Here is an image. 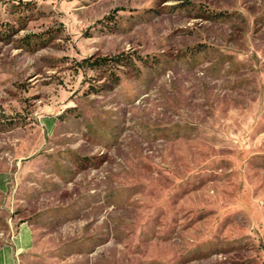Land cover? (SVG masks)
<instances>
[{"label":"rangeland","instance_id":"1","mask_svg":"<svg viewBox=\"0 0 264 264\" xmlns=\"http://www.w3.org/2000/svg\"><path fill=\"white\" fill-rule=\"evenodd\" d=\"M3 253L264 264V0H0Z\"/></svg>","mask_w":264,"mask_h":264},{"label":"crops","instance_id":"2","mask_svg":"<svg viewBox=\"0 0 264 264\" xmlns=\"http://www.w3.org/2000/svg\"><path fill=\"white\" fill-rule=\"evenodd\" d=\"M31 233L28 229L24 228L23 231H21L17 237L16 240V248L21 252L22 250L28 249L30 247L31 243ZM6 263V256L3 253L0 255V264Z\"/></svg>","mask_w":264,"mask_h":264},{"label":"trees","instance_id":"3","mask_svg":"<svg viewBox=\"0 0 264 264\" xmlns=\"http://www.w3.org/2000/svg\"><path fill=\"white\" fill-rule=\"evenodd\" d=\"M116 59L118 60V58H116ZM113 60H114V58L109 57V56L98 57V58L94 59L93 61H90V64L91 65H98V66L109 65L112 63Z\"/></svg>","mask_w":264,"mask_h":264}]
</instances>
